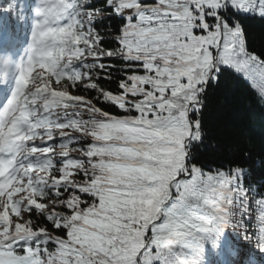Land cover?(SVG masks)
Listing matches in <instances>:
<instances>
[{"label":"snow or ice","instance_id":"1","mask_svg":"<svg viewBox=\"0 0 264 264\" xmlns=\"http://www.w3.org/2000/svg\"><path fill=\"white\" fill-rule=\"evenodd\" d=\"M246 19L264 0H0V264H264V156L200 155L225 74L264 106Z\"/></svg>","mask_w":264,"mask_h":264},{"label":"trees","instance_id":"2","mask_svg":"<svg viewBox=\"0 0 264 264\" xmlns=\"http://www.w3.org/2000/svg\"><path fill=\"white\" fill-rule=\"evenodd\" d=\"M244 23L252 48L264 50V21L246 19ZM204 119L208 135L202 159L225 160L248 153L249 162L256 165L264 156V106L245 80L225 74L219 86L209 92ZM261 171L256 168L257 177Z\"/></svg>","mask_w":264,"mask_h":264}]
</instances>
